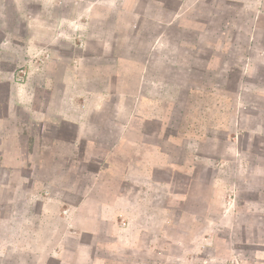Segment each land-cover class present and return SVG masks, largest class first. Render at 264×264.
<instances>
[{
  "label": "rangeland",
  "instance_id": "rangeland-1",
  "mask_svg": "<svg viewBox=\"0 0 264 264\" xmlns=\"http://www.w3.org/2000/svg\"><path fill=\"white\" fill-rule=\"evenodd\" d=\"M165 3L171 7H158L156 0L122 3L124 9L128 4L138 15L124 13L118 17L101 11L97 24L102 30L91 35L85 51L75 46H82L76 38L61 40L60 35L49 31V55L74 59L73 76L81 79L68 86L59 79L68 66L49 65V99L43 94L37 98L39 106L49 107V125L44 132L36 124L43 117L31 119L29 102L15 106L12 82L0 83V217L7 220L14 211L18 221L28 224L29 203L27 199L12 201L10 185L15 181L25 186L36 182L35 188L42 187L49 184L44 168L49 169L50 164L60 170L66 165L60 159L67 149L61 132L74 135L84 108L83 97L69 100L67 87L78 89L81 84L90 91L113 92L89 117L95 123L91 133L104 143L94 153L105 157V151L122 132L112 127V122L124 123L131 115L132 98L119 105L117 94L136 93L146 85L156 95L167 94L161 97L165 99L162 113H155L165 125L152 129L150 136H163L160 144L169 156L165 163L171 168L155 171L154 176L169 178L175 197L168 198L166 204H152L165 212L158 230L142 229L141 244L134 250L116 254L103 251L106 264H264L257 257L258 251L264 250V53L262 59H256L253 49H236L237 44L245 46L253 35L252 44L264 51V0H199L195 7L183 10L181 18L174 17L175 1ZM253 5L255 9L250 10ZM52 6L49 1V8ZM71 8V2H62L55 9ZM178 19L185 26L180 32L174 27ZM51 24L56 22L49 18V27H54ZM116 26L123 32L115 34ZM117 37L119 47L113 48ZM162 39L165 45L159 47L157 41ZM223 42L230 43L229 47L223 49ZM24 81L23 76L15 75V83ZM139 131L123 135L140 138ZM148 141L153 142V137ZM89 147L80 146L83 152ZM122 150L124 156L116 158L113 167L103 161L102 167L116 175L98 176L96 192L110 196V192L127 187L118 174L131 168L126 154L136 150L129 146ZM69 152H77V147L71 145ZM30 153L44 157V161L29 160ZM94 163L91 166L71 160L68 185L76 189L91 185L95 178L88 177L89 173L98 166ZM22 170H33L34 174L22 180L15 176ZM54 181L60 186L61 176ZM7 204H16L14 210ZM34 209L39 211L38 204ZM92 209L94 204L86 205V211ZM141 213L145 222L155 219L153 210ZM81 215L86 217L87 212ZM119 223L122 225L121 219ZM8 227L4 225L1 230L4 237ZM27 231L22 226L18 230L26 236ZM101 232L103 239H108L110 225L103 223ZM8 252L9 258H0V264H12V249ZM13 254L18 255L17 251ZM20 257L23 264L32 263L31 256Z\"/></svg>",
  "mask_w": 264,
  "mask_h": 264
},
{
  "label": "crops",
  "instance_id": "crops-1",
  "mask_svg": "<svg viewBox=\"0 0 264 264\" xmlns=\"http://www.w3.org/2000/svg\"><path fill=\"white\" fill-rule=\"evenodd\" d=\"M49 1L54 7L49 8ZM127 1L130 0H0V83L12 82L10 84L11 97L15 106L29 102L31 119L43 117V121L35 122L40 125L41 132H44L46 126L49 125L47 123L49 122L47 117L49 107L46 104L39 106L37 98L43 94L49 99V65L68 66L59 77L68 86H71L75 80L79 82L81 79L73 76L71 64L74 59L64 55H49V31L60 35L61 40L72 41V38H76L75 41L77 43L81 41L82 46L74 42L75 46L85 51L91 35L102 30L101 25L97 24L98 19L101 18V11L118 17L124 13L138 15L132 8H128V4L124 9L122 3ZM165 1L167 0H156L158 7L162 6L163 9L171 7ZM168 1L176 2L173 6L174 17L181 18L182 11L195 7L199 0ZM62 2H71L72 8L68 11H56L55 8ZM112 5L116 6L115 9L118 7L119 9L115 11ZM249 9L254 10V5ZM49 18L56 22V24H51L54 27H49ZM181 22L182 20L178 19L174 26L179 29V32L185 29ZM170 23L171 21L168 25ZM113 32L118 34L123 31L122 28L116 26ZM161 33H165V30ZM252 41L253 35H250L245 46L237 44L236 49L251 48L255 51L256 59H262L264 51L259 49L263 48L256 47ZM115 42L113 48L119 47L118 37ZM157 42L159 47L165 45L163 39ZM229 44L223 42L222 48H228ZM125 62L128 63L127 60ZM15 75L23 76L25 81L15 83ZM142 77L143 75L141 79ZM40 81L41 86L38 84ZM39 87H42V93ZM112 94L113 92L102 90L90 91L85 87L82 88L81 84L78 89L70 87L65 89V95H68L69 100L72 98L73 101L78 96L83 97L84 101L81 116L83 119L75 124L74 135H63L61 132V140L66 143L67 149L65 154H61L60 159L67 163L65 166L63 164L60 170L53 169L50 164L49 169L44 168V175H49V184H44L42 187L35 188L36 182L34 185L28 184L27 186L22 182H12L10 185L12 201L27 199L29 219L28 224L18 221L14 211L7 220L0 217L1 259L6 261L9 258L8 250L12 249L10 259L12 264H23L24 261L20 257L22 254L33 258L31 264H106V255L103 251L116 254L120 250H134L141 244L142 229L152 227L158 230L160 228L165 212L163 209L161 211L159 206L152 204H166L168 198L175 197V193L170 188L169 178L158 179L154 176L155 171L167 170L171 167L165 163L169 156L162 150L160 144L163 136L160 133L150 136V132L156 127L165 125L155 113H162V101L165 99L161 97H167V94L165 96L156 95L146 85L139 88L136 93H118L119 105L124 103L126 98H132L131 115L124 123L112 122V127L119 128L122 132L105 151L104 154L108 156L103 157L94 153L103 141L94 135V132L91 133L90 128L95 123L91 122L89 117L96 113L102 102ZM135 130H141L140 138L123 135ZM41 136L44 138V133H41ZM151 137H153V142L148 141ZM86 144L94 148L89 147L88 151L83 152L80 146ZM71 145L74 148L77 147V152H69ZM125 146H129L133 152L136 150L133 154H126L128 156L126 160L132 163L131 168L118 174L119 177L124 178L127 187L110 192V196L101 191L96 192L99 188V183L96 184L98 176L110 173L116 175L113 170L107 172V168L102 167L103 161H108L106 165L113 167L116 158L122 159L119 156H124L122 149ZM28 157L31 161H44V157L33 156L31 153ZM71 160L89 162L91 166L97 162V169L94 167L88 176L95 178L91 185L79 189L68 185L66 180L73 170V167L69 165ZM137 161H140L138 165ZM21 172L23 174L16 172L15 176L22 177V180L34 174L33 170H22ZM59 176H61V185L57 186L54 180ZM71 191H76L73 197L69 195ZM35 203L39 206L38 212L34 209ZM87 204H94V209L86 211ZM7 205L14 210L16 204ZM143 210H153L152 214L155 219L145 222L141 213ZM82 211L87 212L86 217L78 216ZM120 219L122 225L119 223ZM103 223H108L112 230L108 239L105 240L101 232ZM4 225L9 226L6 237L1 232ZM21 226L28 230L27 236L18 232ZM14 251H17L18 255L13 254ZM257 257L264 261V250H259Z\"/></svg>",
  "mask_w": 264,
  "mask_h": 264
}]
</instances>
